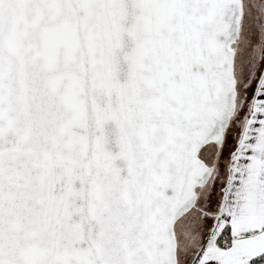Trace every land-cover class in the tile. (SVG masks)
Instances as JSON below:
<instances>
[{
  "label": "snow or ice",
  "instance_id": "snow-or-ice-1",
  "mask_svg": "<svg viewBox=\"0 0 264 264\" xmlns=\"http://www.w3.org/2000/svg\"><path fill=\"white\" fill-rule=\"evenodd\" d=\"M0 264H264V0H0Z\"/></svg>",
  "mask_w": 264,
  "mask_h": 264
}]
</instances>
